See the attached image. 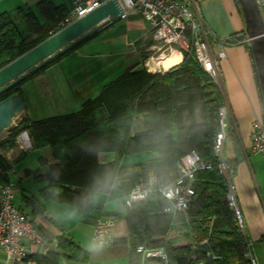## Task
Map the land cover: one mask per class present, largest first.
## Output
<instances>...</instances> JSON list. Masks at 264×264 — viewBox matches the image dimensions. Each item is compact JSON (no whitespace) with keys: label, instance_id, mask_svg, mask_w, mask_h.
Listing matches in <instances>:
<instances>
[{"label":"trees","instance_id":"16d2710c","mask_svg":"<svg viewBox=\"0 0 264 264\" xmlns=\"http://www.w3.org/2000/svg\"><path fill=\"white\" fill-rule=\"evenodd\" d=\"M36 7L43 23L29 9H19L17 23L8 14L0 15V69L61 30L59 25L70 11L49 0L40 1ZM95 36L96 33L85 38L69 51ZM232 37L238 41L246 39L245 34ZM244 44L248 48L249 44ZM69 51L2 93L0 102L14 94L23 100L21 86ZM222 106L224 100L218 86L193 59L164 74L132 67L105 85L96 97L86 100L78 111L41 120L23 116L4 145L11 148L14 139L28 131L34 148L51 147L56 163L39 159L36 170L24 171L26 177L48 183L39 193L43 201L86 211L94 193H109L119 182L125 197L110 215L126 223L127 237L115 239V243L129 244L127 264L153 261L143 260L135 252L137 246L162 249L174 264H252L250 241L234 210L228 207L226 183L212 151ZM226 140L232 143L237 155L232 161L227 160L234 171L242 151L233 126L228 128ZM147 151L156 153L158 158L120 163L124 154ZM191 151L209 162L211 169L196 173L194 201L187 211L174 215L161 213L166 201L155 191L144 201L125 204L134 186L149 174L156 179L154 190L172 183L178 175V161ZM99 152H116L117 161L100 165ZM10 169L0 156V183L8 181ZM23 197L33 214L45 213L40 200ZM56 241L55 249L46 255H32L30 259L35 264L89 261V251L66 235Z\"/></svg>","mask_w":264,"mask_h":264},{"label":"crops","instance_id":"0c3cea01","mask_svg":"<svg viewBox=\"0 0 264 264\" xmlns=\"http://www.w3.org/2000/svg\"><path fill=\"white\" fill-rule=\"evenodd\" d=\"M43 0H0V15L8 14L16 23L19 21V9L31 10L43 23L37 10V4ZM55 6H64L71 10L70 0H49ZM198 4L202 20L216 39H228L232 36L245 34L243 14L237 0H194ZM128 22V30L142 37L149 33L147 24L137 15ZM246 35V34H245ZM247 38V37H246ZM85 46H80L68 52L48 67L43 74H37L21 86L25 105L24 117L31 120H41L80 110L82 104L96 97L100 90L121 73L134 67L136 70L145 68L141 61H131L132 54L125 52V47L116 50L105 60H99L89 54ZM213 53L218 49L211 46ZM131 56V57H130ZM34 84V85H31ZM34 86V87H33ZM223 96L227 109L228 128L233 126L238 135L242 156L235 163L232 183L235 187V197L240 211V217L247 237L250 241V256L258 264H264V156L251 150V134L254 120H264L258 86L249 50L244 43L224 47V58L219 63V78L217 84ZM41 95L43 108L31 109L29 92ZM48 112L45 116L42 113ZM34 151L33 157H30ZM224 156L232 161L236 152L229 140L224 144ZM30 155V156H29ZM0 156L10 165V176L17 182L16 198L21 209L35 227L48 240H57L66 235L77 245L87 249L90 258L87 263L64 261L62 264H127L129 259V244L117 242L109 248L92 250L93 233L98 219H105L118 209L119 203L125 197L116 182L109 193H94L91 207L82 211L67 204H59L51 200H41L40 191L48 186L47 182H36L32 177L24 175L25 170H36L39 159L48 164L56 163L52 149L46 146L40 149L33 147L28 131L22 132L14 139L11 148H0ZM116 152H99L97 161L100 165L117 161ZM158 158L156 153L147 151L136 154H124L121 164H134ZM34 159L36 162H30ZM18 174L14 168L20 165ZM33 182L30 192L25 190L22 180ZM23 196L35 197L45 208L43 215H36L32 207H28ZM115 239L127 237L125 221L117 220L113 229ZM255 250L251 253V248ZM34 250V249H33ZM256 256L255 258L253 257ZM0 264L2 262L0 261Z\"/></svg>","mask_w":264,"mask_h":264},{"label":"built area","instance_id":"2783aa9c","mask_svg":"<svg viewBox=\"0 0 264 264\" xmlns=\"http://www.w3.org/2000/svg\"><path fill=\"white\" fill-rule=\"evenodd\" d=\"M71 10L60 23L63 29L74 21L86 16L110 0H70ZM120 10L119 21H125L130 16L137 15L149 29V34L154 43L153 50L159 54L153 67L158 74H164L184 64L188 59H193L200 68L218 84L219 63L224 58V47L228 45L248 43L238 41L236 38L216 39L202 20L198 4L194 0H114ZM261 16L264 20V0H256ZM133 14V15H132ZM211 46L218 51L213 53ZM176 61L164 68L159 65L171 57ZM151 65H146L149 68ZM219 131L214 136L212 151L217 159V169L226 183L225 199L228 207L234 210L242 227L240 211L235 197V187L232 183L234 175L227 159L224 156V144L228 130L227 109L222 106L218 112ZM251 150L253 153L264 156V120H254L251 134ZM177 178L167 185L156 190L153 174L147 179L137 183L125 204L130 206L135 201H144L152 192L159 193L166 201L161 206L160 212L172 214L187 211L194 201L195 190L193 183L199 171L211 169L209 162L203 161L196 151L183 155L177 163ZM8 181L0 183V261L2 264H35L30 259L32 255H46L55 249L56 240H48L35 227L31 220L18 207L16 198L17 182L7 172ZM116 218L109 216L98 219L95 223L93 241L102 240L101 248H109L115 244L113 229ZM34 249V250H33ZM143 260L153 261L147 264H174L162 249H147L137 246L135 249ZM194 258V257H192ZM201 264V263H197ZM252 264L255 261L252 259Z\"/></svg>","mask_w":264,"mask_h":264},{"label":"water","instance_id":"95a60500","mask_svg":"<svg viewBox=\"0 0 264 264\" xmlns=\"http://www.w3.org/2000/svg\"><path fill=\"white\" fill-rule=\"evenodd\" d=\"M245 23L248 50L258 86L264 117V20L256 0H237ZM120 10L110 0L86 16L59 30L46 40L0 69V95L29 77L43 65L70 50L72 46L118 20ZM24 101L14 94L0 102V137L24 110Z\"/></svg>","mask_w":264,"mask_h":264},{"label":"rangeland","instance_id":"374dc122","mask_svg":"<svg viewBox=\"0 0 264 264\" xmlns=\"http://www.w3.org/2000/svg\"><path fill=\"white\" fill-rule=\"evenodd\" d=\"M133 15V14H132ZM134 16H130L125 21H115L114 23H110L109 25L101 28L96 32V36L85 43L82 46L89 47V50L87 49V52L89 54L95 55V57H98L99 60H105L107 56L113 55L116 50L123 49L125 47V52L131 53L132 58L131 61H141L143 64L147 65L149 62V59H157L159 56L158 53L153 50V41L149 33L144 34L142 37H139L131 32V30H128V22L130 19H132ZM81 46V47H82ZM85 47H83L81 50L84 51ZM131 57V56H130ZM60 59V58H59ZM58 59V60H59ZM149 65V64H148ZM150 70H154L151 66H149ZM48 70V67L45 68L43 71H41L39 74H43L44 71ZM167 73V72H166ZM38 74V75H39ZM34 85V84H31ZM34 87V86H33ZM34 89H31L29 92V98H30V105L31 109L34 110V108H43L45 105L44 100H41V95L34 92ZM46 109V108H43ZM48 112L42 113L45 116ZM24 115V110L13 120L12 125L3 133V135L0 137V148H2L6 140L9 138L10 135L14 133V128H16L19 124V122L22 120ZM30 157H33L34 151L29 152ZM262 155V154H261ZM34 158V157H33ZM30 162L35 163L36 161L32 159ZM20 165L16 166L14 168L15 174H18L20 168ZM33 182L31 180H22V185L25 190L30 192ZM255 250V247L251 248V253ZM253 257L255 258L253 253ZM256 259V258H255ZM255 264H258V262L255 260Z\"/></svg>","mask_w":264,"mask_h":264},{"label":"bare ground","instance_id":"6f19581e","mask_svg":"<svg viewBox=\"0 0 264 264\" xmlns=\"http://www.w3.org/2000/svg\"><path fill=\"white\" fill-rule=\"evenodd\" d=\"M176 60H177L176 57L173 56V57H171L170 59H168L166 61L160 62L159 65H162L164 68H166L170 64L174 63ZM155 62H156V60L151 58V59H149L148 64L151 65V67L153 68L155 66V64H156Z\"/></svg>","mask_w":264,"mask_h":264},{"label":"clouds","instance_id":"9594fccd","mask_svg":"<svg viewBox=\"0 0 264 264\" xmlns=\"http://www.w3.org/2000/svg\"><path fill=\"white\" fill-rule=\"evenodd\" d=\"M91 247L92 250H98L100 247H102V240L99 242H93V245Z\"/></svg>","mask_w":264,"mask_h":264}]
</instances>
